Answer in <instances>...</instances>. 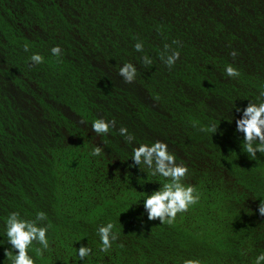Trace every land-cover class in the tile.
<instances>
[{
	"label": "trees",
	"instance_id": "16d2710c",
	"mask_svg": "<svg viewBox=\"0 0 264 264\" xmlns=\"http://www.w3.org/2000/svg\"><path fill=\"white\" fill-rule=\"evenodd\" d=\"M165 44L180 51L171 70ZM127 62L138 69L132 83L119 75ZM230 63L239 77L225 75ZM261 91L264 0H0V264H11L6 250L15 256L13 211L47 214L49 249H29L36 264H254L264 253V154L244 152L236 121ZM97 118L115 127L97 135ZM213 124L216 133L201 131ZM157 140L201 194L172 225L144 219V199L164 178L132 158ZM96 146L101 156L90 155ZM108 222L119 236L104 253L97 230Z\"/></svg>",
	"mask_w": 264,
	"mask_h": 264
},
{
	"label": "clouds",
	"instance_id": "9594fccd",
	"mask_svg": "<svg viewBox=\"0 0 264 264\" xmlns=\"http://www.w3.org/2000/svg\"><path fill=\"white\" fill-rule=\"evenodd\" d=\"M173 44L179 45L180 41L173 40ZM136 51L144 50L143 42L137 41L134 45ZM24 50L29 51V46L24 45ZM53 56L60 58L62 49L56 45L51 49ZM230 55L235 58L237 51L233 50ZM180 57V51L172 49L171 45L165 44L164 51L160 54V59L171 70L176 61ZM45 57L39 53H34L29 57L33 64H42ZM142 63L145 66H151L153 60L145 55ZM138 74L137 67L127 62L119 68V75L123 77L126 83H132ZM225 75L232 78L240 76V71L231 63L225 68ZM259 102L251 101L249 105L242 109L243 117L236 121L237 132L244 134L242 147L250 158L255 159L257 152L264 154V91H261L257 98ZM240 110V109H238ZM116 121H111L105 118H97L92 123V129L97 135L103 136L115 127ZM217 125L213 124L210 128H202L201 131H211L213 134L218 130ZM119 134L126 143L132 144L135 140L134 135L130 134L127 127H120ZM104 148L96 146L91 151V156H101ZM134 165H139L140 168L151 176H160L164 178L161 187L153 191L144 199V207L148 212L149 220L157 218L162 224L172 225L175 223L178 214L187 212L192 205L199 203L201 194L195 186L186 184L185 179L188 175V166L183 163H177L176 155L169 151L168 144L163 141H155L152 144H140L133 148L132 155ZM259 213L264 216V200L259 204ZM47 219V214L44 211L37 213L34 219H27L21 216L19 212L13 211L9 214L6 220L7 227V242L11 245V249L15 250V256L12 251L6 250L5 255L11 260V264H36L35 259L29 254V249L33 242L42 245V248L37 249L38 253L49 249V239L47 236L51 224H44ZM115 224L108 222L106 225H101L98 228V235L101 241L100 251L108 253L112 248L113 241L118 239L119 233L114 231ZM123 247V245H121ZM246 254V252L242 253ZM92 255V248L81 246L78 249L80 260H85L86 257ZM183 264H203L202 260L184 259ZM254 264H264V253L256 256Z\"/></svg>",
	"mask_w": 264,
	"mask_h": 264
},
{
	"label": "rangeland",
	"instance_id": "374dc122",
	"mask_svg": "<svg viewBox=\"0 0 264 264\" xmlns=\"http://www.w3.org/2000/svg\"><path fill=\"white\" fill-rule=\"evenodd\" d=\"M74 136H77V135H74ZM74 136H72V135H71V136H70V135H68V137H67V138L69 139V138H71V137H72V138H71V140H73V139H74ZM68 141H70V140H68ZM204 165H206L207 167L209 166L208 164H204ZM94 183H95V181H94ZM144 219H146V220H149V219H148V215H146V216L144 217ZM149 221H152V220H149Z\"/></svg>",
	"mask_w": 264,
	"mask_h": 264
}]
</instances>
